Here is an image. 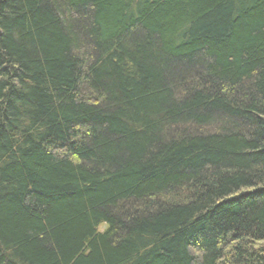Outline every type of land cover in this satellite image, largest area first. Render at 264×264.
<instances>
[{
	"label": "trees",
	"instance_id": "16d2710c",
	"mask_svg": "<svg viewBox=\"0 0 264 264\" xmlns=\"http://www.w3.org/2000/svg\"><path fill=\"white\" fill-rule=\"evenodd\" d=\"M0 264H264V0H0Z\"/></svg>",
	"mask_w": 264,
	"mask_h": 264
}]
</instances>
